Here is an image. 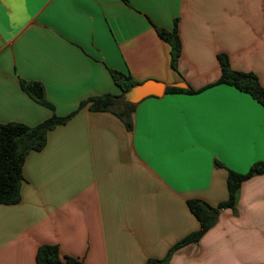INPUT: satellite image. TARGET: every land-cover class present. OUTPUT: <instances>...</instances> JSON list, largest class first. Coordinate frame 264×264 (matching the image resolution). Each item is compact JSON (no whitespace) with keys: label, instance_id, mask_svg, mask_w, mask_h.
I'll list each match as a JSON object with an SVG mask.
<instances>
[{"label":"crops","instance_id":"crops-1","mask_svg":"<svg viewBox=\"0 0 264 264\" xmlns=\"http://www.w3.org/2000/svg\"><path fill=\"white\" fill-rule=\"evenodd\" d=\"M158 29L180 37L177 71ZM222 54L264 87V0H0V123L75 113L27 155L21 201L0 204V264H37L43 245L83 264H147L197 232L188 201L217 207L229 171L264 162V107L249 94L225 84L166 93L218 81ZM111 69L166 85L134 104L131 129L80 108L120 94ZM22 81L40 82L55 109ZM169 264H264V175Z\"/></svg>","mask_w":264,"mask_h":264},{"label":"trees","instance_id":"trees-1","mask_svg":"<svg viewBox=\"0 0 264 264\" xmlns=\"http://www.w3.org/2000/svg\"><path fill=\"white\" fill-rule=\"evenodd\" d=\"M159 37L171 48V68L178 69L179 60L182 54V43L177 31L168 32L158 29ZM221 76L218 81L204 87L201 90H186L176 87H169L166 93H187L197 94L215 85H229L240 92L249 94L264 107V87L259 78L252 72H239L233 70L230 59L227 55L218 57ZM113 81L120 88V94H105L94 97L83 102L80 108L90 104V109L95 112L109 111L116 113L131 129V114L135 107L124 101V95L132 87L138 85L129 74L116 70H110ZM22 90L38 104L54 110V106L48 101L44 86L40 82H21ZM119 104L126 106V110L117 113L115 109ZM75 113L66 117H59L56 114L36 126L24 123L11 122L0 123V204L15 205L21 201V188L24 182L23 168L27 155L32 151H41L47 144L48 134L59 125L66 124ZM217 166H221L217 163ZM258 175H264V162L255 163L246 174H239L229 171L227 179L228 198L217 207H212L201 200L188 201V207L198 219L200 228L197 232L187 236L175 244L162 260H149L147 264H169L173 254L184 246L198 242L217 222L219 212L223 209H234L237 201V194L244 181ZM37 264H83L82 261L60 256L59 247L56 245H43L37 253Z\"/></svg>","mask_w":264,"mask_h":264},{"label":"water","instance_id":"water-1","mask_svg":"<svg viewBox=\"0 0 264 264\" xmlns=\"http://www.w3.org/2000/svg\"><path fill=\"white\" fill-rule=\"evenodd\" d=\"M178 87L182 88L185 86ZM166 85L156 80H148L132 87L124 95V101L129 104H138L148 97H160L165 93Z\"/></svg>","mask_w":264,"mask_h":264},{"label":"rangeland","instance_id":"rangeland-1","mask_svg":"<svg viewBox=\"0 0 264 264\" xmlns=\"http://www.w3.org/2000/svg\"><path fill=\"white\" fill-rule=\"evenodd\" d=\"M119 109V108H118Z\"/></svg>","mask_w":264,"mask_h":264}]
</instances>
